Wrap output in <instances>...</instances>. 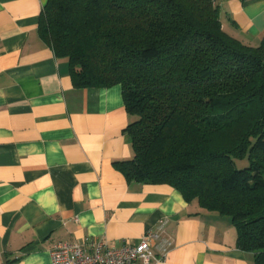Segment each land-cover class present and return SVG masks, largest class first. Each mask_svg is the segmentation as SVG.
I'll return each mask as SVG.
<instances>
[{
  "label": "crops",
  "instance_id": "0c3cea01",
  "mask_svg": "<svg viewBox=\"0 0 264 264\" xmlns=\"http://www.w3.org/2000/svg\"><path fill=\"white\" fill-rule=\"evenodd\" d=\"M45 0H0V264H52L57 242L110 245L156 235L154 264H254L227 215L168 184L128 180L132 158L120 85L76 88L38 34ZM223 30L264 36V0H220Z\"/></svg>",
  "mask_w": 264,
  "mask_h": 264
},
{
  "label": "trees",
  "instance_id": "16d2710c",
  "mask_svg": "<svg viewBox=\"0 0 264 264\" xmlns=\"http://www.w3.org/2000/svg\"><path fill=\"white\" fill-rule=\"evenodd\" d=\"M219 1L45 0L37 29L74 87L120 85L132 158L115 167L229 216L264 264V36L226 33Z\"/></svg>",
  "mask_w": 264,
  "mask_h": 264
},
{
  "label": "built area",
  "instance_id": "2783aa9c",
  "mask_svg": "<svg viewBox=\"0 0 264 264\" xmlns=\"http://www.w3.org/2000/svg\"><path fill=\"white\" fill-rule=\"evenodd\" d=\"M155 234L148 232L139 241L124 245H110L104 239L89 243L57 242L50 250L52 264H154L166 258V248L159 257L152 251Z\"/></svg>",
  "mask_w": 264,
  "mask_h": 264
},
{
  "label": "rangeland",
  "instance_id": "374dc122",
  "mask_svg": "<svg viewBox=\"0 0 264 264\" xmlns=\"http://www.w3.org/2000/svg\"><path fill=\"white\" fill-rule=\"evenodd\" d=\"M236 162V166L237 167H243L247 164V160L246 159H243V160H235Z\"/></svg>",
  "mask_w": 264,
  "mask_h": 264
}]
</instances>
